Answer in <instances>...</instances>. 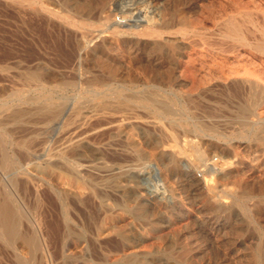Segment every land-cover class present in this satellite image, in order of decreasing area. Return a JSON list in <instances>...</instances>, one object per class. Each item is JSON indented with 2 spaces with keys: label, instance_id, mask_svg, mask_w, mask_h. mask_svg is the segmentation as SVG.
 <instances>
[{
  "label": "rangeland",
  "instance_id": "374dc122",
  "mask_svg": "<svg viewBox=\"0 0 264 264\" xmlns=\"http://www.w3.org/2000/svg\"><path fill=\"white\" fill-rule=\"evenodd\" d=\"M263 6L264 0H0V100L14 92L33 100L43 85L65 111L58 126L37 121L0 130V199L20 210L18 230L31 237L29 248L0 241V264H264V93L246 118L256 130L234 115L250 102L238 82L251 78L264 88V65L235 66L232 41L218 44L224 20L248 12L260 24ZM247 50H240L242 60L249 54L264 64ZM144 101L164 105L165 112ZM78 118L81 126L70 133L83 141L66 149L70 133L63 130ZM197 154L202 161L196 163ZM209 177L210 197L203 185ZM242 192L244 211L233 204Z\"/></svg>",
  "mask_w": 264,
  "mask_h": 264
},
{
  "label": "bare ground",
  "instance_id": "6f19581e",
  "mask_svg": "<svg viewBox=\"0 0 264 264\" xmlns=\"http://www.w3.org/2000/svg\"><path fill=\"white\" fill-rule=\"evenodd\" d=\"M253 1V0H252ZM13 4V3H12ZM239 4V3H238ZM246 4V3H245ZM256 4V3H255ZM227 6V5H226ZM249 6V5H248ZM250 6H251V4H250ZM28 7H30V6H28ZM34 7V6H33ZM264 7V6H263ZM232 9V8H231ZM246 9V8H245ZM7 10V9H6ZM16 10V9H15ZM261 11V10H260ZM21 12V11H20ZM41 12V11H40ZM231 12H233L232 10H231ZM237 12V11H236ZM19 13V12H18ZM27 13V12H26ZM258 13H260V12H258ZM23 14V13H22ZM236 14V13H235ZM253 14V13H252ZM231 15V14H230ZM233 15V14H232ZM259 15V14H258ZM264 15V14H263ZM24 16V15H23ZM223 16V15H222ZM229 16V15H228ZM34 17V16H33ZM139 17V16H138ZM215 17V16H214ZM230 17V16H229ZM229 17H227V18H229ZM257 18V17H256ZM139 19V18H138ZM141 19V18H140ZM226 19V18H225ZM261 20V23L260 24H256V22H255V20L253 19V17L251 16V14H248V12L247 13H243V14H241L240 15V17H235V18H229V19H227V20H224L223 22H224V24H223V26H224V35H223V39H221V41L218 43V44H222L225 40H231L232 41V44H230L231 45V48L232 47H234L235 46V52H234V54H235V66H263L264 64L263 63H261L260 62V64H256V62H253L250 58L252 57H249L248 55L246 56V58L247 59H244V60H242L241 58L243 57L242 56V54H240V50L241 49H248V50H251V51H253L254 53H256V54H258L259 56H260V58H262V59H264V16H261V18H260ZM57 20V19H56ZM219 20H220V18H219ZM221 20H223V19H221ZM220 20V21H221ZM220 21H218V22H220ZM147 22V21H146ZM69 23V22H68ZM217 23V22H216ZM222 23V22H221ZM174 25V24H173ZM214 26H215V24H214ZM213 26V27H214ZM217 26V25H216ZM220 26H221V24H220ZM219 28V30H220V28L221 27H218ZM216 29H217V27H216ZM222 29V30H223ZM194 30V29H193ZM193 30H191L192 32H193ZM182 31V30H181ZM190 31V30H189ZM197 30H195V32H196ZM199 31V30H198ZM197 31V32H198ZM191 32V33H192ZM219 32V31H218ZM199 33V32H198ZM221 33H223V32H221ZM179 34V33H178ZM178 34H176L177 35V37H178ZM203 34V33H202ZM206 35V34H205ZM216 35V34H215ZM219 35V34H218ZM80 36V35H79ZM180 36V35H179ZM186 36H187V33H186ZM182 38H183V36H181ZM184 37H185V35H184ZM191 37V36H190ZM195 40V39H194ZM206 40V39H205ZM213 40H215V39H213ZM218 40H220V39H218ZM217 40V41H218ZM208 41V40H207ZM231 41H228V42H231ZM196 42V41H195ZM194 42V43H195ZM209 42V41H208ZM211 42V41H210ZM214 42V41H213ZM227 42V41H226ZM215 44L217 43L216 41L214 42ZM198 44V43H197ZM207 44V43H206ZM213 44V43H212ZM217 44V45H218ZM225 44V43H224ZM205 47V46H204ZM221 47V46H220ZM212 48V47H211ZM223 47H221V49H222ZM228 48V47H227ZM206 49V48H205ZM204 49V50H205ZM218 49V48H217ZM224 49V48H223ZM208 50V49H207ZM212 50V49H211ZM219 50V49H218ZM233 51H234V49H232ZM231 50V51H232ZM247 50V51H248ZM214 51V50H213ZM224 52V51H223ZM225 52H228V51H225ZM242 52V51H241ZM222 53V52H221ZM215 54V53H214ZM213 54V55H214ZM219 54V53H218ZM223 54V53H222ZM233 54V55H234ZM255 54V55H256ZM205 55H206V53H205ZM216 55V54H215ZM221 55V54H220ZM216 56H218V55H216ZM229 58H230V56H229ZM228 58V59H229ZM240 58V59H239ZM211 61H209V63L210 62H212L214 59H210ZM216 60V59H215ZM222 60V59H221ZM236 60H239V61H236ZM257 60V59H256ZM255 60V61H256ZM204 61V60H203ZM222 62V61H221ZM234 62V61H233ZM232 62V63H233ZM259 62V61H258ZM202 63V62H201ZM205 63V62H204ZM208 63V62H207ZM208 63V64H209ZM232 63H231V65H232ZM248 63V64H247ZM200 64V63H199ZM207 64V65H208ZM224 64V63H223ZM225 64H226V62H225ZM217 65H218V63H217ZM234 65V64H233ZM204 66V65H203ZM219 66V65H218ZM230 66V65H229ZM225 67V66H224ZM21 68V67H20ZM204 68H206V67H204ZM10 69V68H9ZM230 69V68H229ZM238 69V68H237ZM254 69V68H253ZM218 70H220V69H218ZM208 71V70H207ZM211 71V70H210ZM214 71V70H213ZM228 71V70H227ZM230 71V70H229ZM258 71V70H257ZM256 71V72H257ZM206 72V71H205ZM242 72V71H241ZM18 73V72H17ZM27 73V72H26ZM216 73V72H215ZM215 73H214V75L213 76H215ZM224 73V72H223ZM16 74V73H15ZM203 74V73H202ZM236 74V73H235ZM243 74H247V75H249L246 71H244L243 72ZM195 75V74H194ZM204 75V74H203ZM206 75V74H205ZM2 76V75H1ZM5 76V75H4ZM17 76H19V75H17ZM207 76H210V75H207ZM259 76V75H258ZM8 78H10V76H7ZM216 77V76H215ZM218 77H219V75H218ZM36 76H32V77H30V79L31 80H33V81H35L36 80ZM201 78V77H200ZM220 78V77H219ZM222 78V77H221ZM264 78V77H263ZM4 79H7V78H4ZM217 79V78H216ZM240 79V78H239ZM239 79H238V81H239ZM11 80V79H10ZM100 80V79H99ZM211 80V79H210ZM218 80V79H217ZM221 80V79H220ZM223 80H224V78H223ZM236 80V79H235ZM0 81H1V79H0ZM2 81H4V80H2ZM8 81V83H9V80H7ZM25 81H27V80H25ZM198 81V80H197ZM28 82V81H27ZM106 82V81H105ZM213 82V81H212ZM211 82V83H212ZM214 82H219V81H214ZM231 82H233V81H231ZM237 82V81H236ZM11 83V82H10ZM14 83V81H12V84ZM71 83H73V82H71ZM107 83V82H106ZM198 83V82H197ZM235 83V82H234ZM233 83V84H234ZM94 84V83H93ZM107 84H109V83H107ZM216 84V83H215ZM220 85H221V82L219 83ZM226 84V83H225ZM238 84H239V86L241 85V87L243 86L244 88H247L248 89V98H249V100H248V102H249V104H245V105H239V107L237 108V110H236V114H234V115H236V117L238 118V121H239V123H241L242 125H244V126H246V127H250L252 130H256V125H257V123L256 122H254L253 120H251V121H253L252 123H250V120H249V122L248 121H246V118H247V116L249 115V113H251V107L253 106V105H255V102L258 100V97L260 96L261 97V95H263V93H264V88H263V86H261V84L258 82V81H256V80H252L251 78H245V79H243V80H241L240 81V83L238 82ZM13 85H16V82L13 84ZM31 85V84H30ZM45 85H47V84H45ZM44 85V86H45ZM68 85V84H67ZM214 85V84H213ZM212 85V88L210 87V85H209V89H212L213 90V88H214V86ZM220 85H218V86H220ZM229 85H230V83H229ZM19 86V85H18ZM21 86V85H20ZM48 86V85H47ZM53 86H55V85H53ZM62 86V85H61ZM102 86V85H101ZM239 86L237 85L236 86V88L238 87V90H239ZM224 87V86H223ZM226 87H228V86H226ZM234 87V86H233ZM240 87V88H241ZM6 88V87H5ZM35 88V87H34ZM52 88V87H51ZM55 88V87H54ZM58 88V87H57ZM98 88V87H97ZM101 88V87H100ZM110 88V87H109ZM225 88V87H224ZM223 88V89H224ZM232 88V87H231ZM230 88V91L231 90H233V89H231ZM235 88V87H234ZM243 88V89H244ZM9 89V88H8ZM59 89V88H58ZM63 89V88H62ZM66 89H67V87H66ZM102 89V88H101ZM200 89V88H199ZM215 89H216V86H215ZM214 89V90H215ZM222 89V90H223ZM6 90V89H5ZM29 90V89H28ZM32 89H30V91H31ZM37 92H38V94H35V97L36 98H34L33 100H28L27 98V96H25V97H27V98H25L21 93H19V92H14V93H12L10 96H9V94H8V98H7V96H6V98L4 97V99H1L0 100V130H4L6 127L7 128H10V129H12V130H17L18 128H21L22 129V127H26L28 124H30V122H46V123H55V124H53V125H55V126H58V125H56V123H59L63 118H64V112L65 111H63V104H57V103H55V101H53V99H52V97H50V95H48L47 93H45L44 92V87H43V85L41 86V85H39V86H37ZM123 90V89H122ZM213 90V91H214ZM217 90V89H216ZM220 90H221V88H220ZM221 90V91H222ZM226 90V89H225ZM241 90V89H240ZM246 90V89H245ZM55 91V90H54ZM116 91H119V90H116ZM159 91V90H158ZM218 91V90H217ZM221 91H219L220 93H221ZM242 91V90H241ZM247 91V90H246ZM115 92V91H114ZM120 93H121V91H119ZM118 92V93H119ZM153 92V91H152ZM215 92V91H214ZM223 92H225L226 93V91H223ZM234 91H232V93H233ZM36 93V92H35ZM137 93V92H136ZM140 93H142V92H140ZM151 93V92H150ZM155 93V92H154ZM189 93V92H188ZM216 93V92H215ZM241 93V92H240ZM239 93V94H240ZM244 92H242V94H243ZM124 94V93H123ZM125 94H126V91H125ZM128 94V93H127ZM130 94H132V93H130ZM192 94V93H191ZM229 94V93H228ZM230 94H231V92H230ZM238 94V95H239ZM245 94V93H244ZM29 95V94H28ZM36 95H38V96H36ZM96 95H98L97 94V92H96ZM162 95H164V94H162ZM215 95V94H214ZM217 95V94H216ZM219 95V94H218ZM233 95V94H232ZM241 95V94H240ZM245 95V96H246ZM102 96V95H101ZM113 96V95H112ZM122 96V95H121ZM121 96H117V100H118V102L119 101H121V102H123V100H122V98H121ZM128 96H129V94H128ZM141 96V95H140ZM147 96V95H146ZM152 96V95H151ZM200 96H201V94H200ZM220 96H222V95H220ZM224 96V95H223ZM227 96V95H226ZM225 96V97H226ZM235 96H236V92H235ZM235 96H233V99H234V97ZM242 96V95H241ZM240 96V97H241ZM244 96V95H243ZM244 96V98L243 99H245V98H247V97H245ZM33 97V96H32ZM99 97V96H98ZM129 97H131V96H129ZM133 97V96H132ZM136 97V96H135ZM143 97V96H142ZM167 97V96H166ZM195 97V96H194ZM197 97V96H196ZM204 98H205V95L203 96ZM213 97V96H212ZM211 97V98H212ZM239 97V96H238ZM124 98H126V96L124 95ZM134 98V97H133ZM137 98V97H136ZM145 98V97H144ZM165 98V97H164ZM170 98V97H169ZM173 98V97H172ZM171 98V99H172ZM198 98V97H197ZM207 99H209V100H211V98H208V95H207V97H206ZM219 98V97H218ZM236 98H237V96H236ZM262 98V97H261ZM99 99H101V98H98V100ZM114 99H115V97H114ZM115 99V100H116ZM131 99V98H130ZM151 99V98H150ZM158 99H160V98H158ZM157 99V100H158ZM166 99V98H165ZM215 99V98H214ZM221 98H219V100H220ZM225 99V98H224ZM223 99V100H224ZM231 99V98H230ZM239 99V98H238ZM242 98H240V100H241ZM242 99V100H243ZM67 100V99H66ZM109 100H110V98H109ZM114 100V101H115ZM135 100V99H134ZM148 100V99H147ZM161 100V99H160ZM159 100V101H160ZM163 100V99H162ZM161 100V101H162ZM174 100V99H173ZM185 100V99H184ZM203 100V99H202ZM217 100V99H216ZM218 100V101H219ZM226 100V99H225ZM232 100V99H231ZM237 100V99H236ZM235 100V101H236ZM241 100V101H242ZM246 100V99H245ZM259 100H261V99H259ZM264 100V99H263ZM112 101V100H111ZM137 101V100H136ZM138 101H140V100H138ZM137 101V102H138ZM188 101V100H187ZM197 101V100H196ZM200 101V100H199ZM227 101V100H226ZM225 101V102H226ZM229 101V100H228ZM238 102H239V100H237ZM244 101V100H243ZM247 101V100H246ZM11 102H15V104H12ZM60 102V101H59ZM96 102V101H95ZM108 102V101H107ZM110 102V101H109ZM121 102H119L120 103V106H121ZM141 102V101H140ZM165 102V101H164ZM201 102V101H200ZM214 102V101H213ZM224 102V101H223ZM231 102V101H230ZM262 102V101H261ZM260 102V103H261ZM80 103V102H79ZM102 103V105L103 106H105L107 103L106 102H101ZM114 103V102H113ZM116 103V102H115ZM114 103V104H115ZM144 104H146V106L147 107H149V108H151L155 113H160L162 110L164 111V105H161V104H158L157 105V103H155V101H153V102H146V101H144L143 102ZM166 103V102H165ZM222 103V102H221ZM257 103V102H256ZM168 104V103H167ZM174 104V103H173ZM193 104V103H192ZM28 105V106H27ZM71 105V104H70ZM77 105V104H76ZM169 105H171V104H169ZM27 106V107H26ZM95 106V105H94ZM107 106V105H106ZM111 106V105H110ZM115 107H116V105H114ZM122 106H124V104L122 105ZM122 106H121V108H122ZM130 106V105H129ZM175 106V105H174ZM258 106H260V105H258ZM76 107V106H75ZM78 107V106H77ZM114 107V108H115ZM171 107V106H170ZM191 107V106H190ZM69 108V107H68ZM102 108V107H101ZM106 108V107H105ZM104 107H103V109H105ZM112 108V107H111ZM117 108V107H116ZM118 108H119V106H118ZM124 108V107H123ZM129 108V107H128ZM127 108V106H126V108L125 109H127L128 111H129V109ZM211 108V107H210ZM235 108V107H234ZM71 109H72V107H71ZM71 109H70V111L69 112H71ZM89 109V108H88ZM91 109H93L92 107H91ZM90 109V110H91ZM135 109V108H134ZM188 109V108H187ZM217 109V108H216ZM231 109V108H230ZM229 109V110H230ZM236 109V108H235ZM255 109H256V107H255ZM68 110V109H67ZM131 110V109H130ZM192 110V109H191ZM218 110H219V108H218ZM217 110V111H218ZM234 110V109H233ZM260 110V109H259ZM258 110V111H259ZM94 111V110H93ZM106 111V110H105ZM108 111V110H107ZM106 111V112H107ZM221 111V110H220ZM219 111V112H220ZM257 111V112H258ZM74 112H76V108H74V110H72V113H74ZM105 112V113H106ZM120 112V111H119ZM148 112V111H147ZM165 112V111H164ZM167 112V111H166ZM225 112V111H224ZM231 113H232V111H230ZM235 112V111H234ZM262 112V111H261ZM67 113V112H66ZM81 113H82V111H81ZM80 113V114H81ZM141 113V112H140ZM192 113V112H191ZM220 113H223V112H220ZM256 113V112H255ZM260 113V112H259ZM70 114V113H69ZM103 114V113H102ZM101 114V115H102ZM167 114H169V113H167ZM225 114V113H224ZM226 114H227V110H226ZM73 115V114H72ZM94 115H96V114H94ZM153 115V114H152ZM179 115V114H178ZM217 115V114H216ZM221 115V114H220ZM230 115V114H229ZM258 115V114H257ZM71 116V115H70ZM111 116H112V114H111ZM226 116V115H225ZM224 115H223V117H225ZM250 116V115H249ZM93 117V116H92ZM110 117V116H109ZM170 117V116H169ZM176 117V116H175ZM178 117V116H177ZM179 117H181V116H179ZM229 117V116H228ZM227 117V118H228ZM231 117V116H230ZM67 117H65V119H66ZM259 118V117H258ZM79 119V118H78ZM76 120L74 123H73V125H72V128L70 129L69 128V126L68 127H66L64 130L61 128L62 127V125H61V129L64 131L63 132V134L64 133H66V134H69L70 133V131H73V130H77L80 126H81V120L79 119V120ZM108 119V118H107ZM114 119H116V118H114ZM113 119V120H114ZM248 119V118H247ZM250 119V118H249ZM68 120V119H67ZM74 120V119H73ZM109 120V119H108ZM122 120V119H121ZM149 120V119H148ZM168 120V119H167ZM235 120V119H234ZM63 121H65L64 119H63ZM71 121V120H70ZM111 121V120H110ZM179 121H182V120H179ZM230 121V120H229ZM232 121H233V119H232ZM237 121V122H238ZM103 122V121H102ZM121 122V121H120ZM157 123L159 122V121H156ZM171 122V121H170ZM175 122V121H174ZM184 122V121H183ZM220 122H222V121H220ZM234 122V121H233ZM233 122H232V125H234L233 124ZM237 122H235V123H237ZM61 123H63L62 121H61ZM68 123V122H67ZM70 123V122H69ZM68 123V124H69ZM71 123H72V121H71ZM149 123H150V121H149ZM178 123V122H177ZM204 123V122H203ZM224 123H225V121H224ZM231 123V122H230ZM104 124V123H103ZM102 124V125H103ZM108 124V123H107ZM110 124V123H109ZM108 124V125H109ZM120 124V123H119ZM122 124V123H121ZM150 124H152V122L150 123ZM155 124V123H154ZM159 124V123H158ZM173 124V123H172ZM182 124V123H181ZM185 124V123H184ZM201 124V123H200ZM204 124H206V123H204ZM240 124V125H241ZM264 124V123H263ZM35 125V124H34ZM67 124H65V126H66ZM107 125V126H108ZM160 125H161V123H160ZM178 125V124H177ZM183 125V124H182ZM202 125V124H201ZM207 125V124H206ZM205 125V126H206ZM225 125V124H224ZM223 125V126H224ZM54 126V127H55ZM71 126V125H70ZM110 126L112 127V125L110 124ZM159 126V125H158ZM187 126V125H186ZM203 126V125H202ZM227 126V125H226ZM228 126H230V125H228ZM52 127V126H51ZM50 127V128H51ZM54 127H52V128H54ZM86 127V126H85ZM104 127H106V125H104ZM104 127H102L101 129H103ZM110 127V128H111ZM116 127V126H115ZM188 127V126H187ZM213 127V126H212ZM232 127V126H231ZM230 127V128H231ZM236 127H237V125H236ZM239 127V126H238ZM245 127V128H246ZM31 128V127H30ZM35 128H36V126H35ZM41 128V127H40ZM109 128V129H110ZM113 128V127H112ZM117 128V127H116ZM119 128V127H118ZM158 127H156V129H157ZM162 128V127H161ZM161 128H158V129H161ZM174 128V127H173ZM178 128V127H177ZM206 128L208 129V127L206 126ZM210 128V127H209ZM227 128V127H226ZM264 128V126L262 127V129ZM34 129V128H33ZM37 129H38V127H37ZM41 129H43V128H41ZM46 129H48V126H47V128ZM92 129V128H91ZM99 129H100V127H99ZM98 129V130H99ZM149 129V128H148ZM181 129H182V127H181ZM207 129H205V130H207ZM243 129V128H242ZM43 130H45V129H43ZM51 130V129H50ZM55 130V129H54ZM58 130V129H57ZM87 130V129H86ZM113 130V129H112ZM162 130V129H161ZM177 130V129H176ZM245 130V129H244ZM7 131V130H6ZM29 131V130H28ZM49 131V130H48ZM82 131V130H81ZM89 132L91 131V130H88ZM93 131V130H92ZM91 131V132H92ZM95 131H97V129L95 130ZM94 131V132H95ZM101 131V130H100ZM164 131V130H163ZM247 131V130H246ZM258 131H260V129L258 130ZM5 132V131H4ZM19 132H22V131H20V129H19ZM18 132V133H19ZM25 132V131H24ZM38 132V131H37ZM39 132H40V130H39ZM41 132H43V131H41ZM55 132V131H54ZM80 132V131H79ZM79 132H78V134H79ZM83 132V131H82ZM165 132H167L166 130H165ZM218 132V131H217ZM245 132V131H244ZM261 132V131H260ZM26 133V132H25ZM29 133V132H28ZM31 133V132H30ZM62 133V132H61ZM76 132L74 131V132H72V133H70L68 136L70 137V139L68 138L66 141H65V148L66 149H71V148H76L79 144H81L82 143V141H83V139L80 137V135H77V134H75ZM81 133V132H80ZM97 133V132H96ZM163 133V132H162ZM189 133V132H188ZM211 133V132H210ZM237 133V132H236ZM240 133V132H239ZM264 133V132H263ZM263 133H261V134H263ZM9 134V133H8ZM36 135H37V133H35ZM40 134V133H39ZM42 134V133H41ZM45 134V133H44ZM44 134H42L43 136H46V134L44 135ZM62 134V135H63ZM89 134V133H88ZM173 134V133H172ZM179 134V133H178ZM186 134V133H185ZM184 134V135H185ZM232 134H233V132H232ZM235 134V133H234ZM5 135V134H4ZM36 135H33V136H35L36 137ZM65 135V134H64ZM82 135H85V136H88V135H86L85 133H83ZM165 135V134H164ZM241 135V134H240ZM246 135V134H245ZM3 136V135H2ZM24 135H22V137H23ZM29 136H30V134H29ZM84 136V137H85ZM92 136V135H91ZM179 136V135H178ZM180 136H181V133H180ZM183 136V135H182ZM181 136V137H182ZM185 136H187V134L185 135ZM232 136V135H231ZM239 136V135H238ZM25 137H27V135H25L24 137H23V139L25 138ZM32 137V136H31ZM37 137H40V135L39 136H37ZM168 137V136H167ZM172 137V136H171ZM170 137V138H171ZM228 137H230V135L228 136ZM236 137V136H235ZM255 137V136H254ZM263 136H261V138H262ZM4 138V137H3ZM7 138V137H6ZM9 138H11V137H9ZM28 138H30V137H28ZM28 138H26L27 139V141H28ZM41 138H42V136H41ZM91 138V137H90ZM184 138V137H183ZM186 138V137H185ZM35 140V138H31V139H29V141L30 140ZM44 139H47L46 137H44ZM174 139H176V138H174ZM173 139V140H174ZM21 140V139H20ZM40 140V139H39ZM85 140H87V138H85ZM221 140V139H220ZM9 141V140H8ZM14 141V140H13ZM17 141V140H16ZM19 141V140H18ZM17 141V142H18ZM26 141V140H25ZM25 141L23 142V143H25ZM28 141V142H29ZM47 141V140H46ZM49 142H50V140H48ZM189 141V140H188ZM257 141V140H256ZM260 141V140H259ZM34 142V141H33ZM123 142V141H122ZM173 142V141H172ZM20 143H22V140H21V142ZM23 143H22V145H23ZM47 143V142H46ZM45 143V145H47ZM179 143H181V141L179 142ZM178 143V144H179ZM186 143H189V146H191V147H193V144H192V142H186ZM195 143V142H194ZM26 144V143H25ZM37 143H35V145H36ZM39 144H40V141H39ZM64 143H62V145H63ZM10 145V144H9ZM34 145V146H35ZM43 145H44V143H43ZM44 145V146H45ZM180 145V144H179ZM182 145V144H181ZM195 145V144H194ZM20 146V145H19ZM26 146V145H25ZM43 146V147H44ZM48 146V145H47ZM51 146V145H50ZM189 146H187V147H189ZM196 146V145H195ZM219 146V145H218ZM1 147H2V140H1V138H0V151H1ZM12 147V146H11ZM17 147V146H16ZM23 147H24V145H23ZM37 147V146H36ZM45 148L46 147H44V151H46L45 150ZM48 148V147H47ZM179 148V147H178ZM190 148V147H189ZM9 149V148H8ZM13 149V148H12ZM49 149V148H48ZM15 150V149H14ZM13 150V151H14ZM12 151V150H11ZM17 151V150H16ZM24 151H26V150H24ZM37 151V150H36ZM166 151V150H165ZM191 151H193V150H191ZM8 152V151H7ZM10 152V151H9ZM19 152V151H18ZM56 152V151H55ZM70 152H72V151H70ZM168 152V151H167ZM188 152V151H187ZM43 153V152H42ZM42 153H40V155H42ZM76 153H78V152H76ZM173 153H175V152H173ZM172 153V154H173ZM198 153V152H197ZM7 154V153H6ZM17 154V153H16ZM20 154V153H19ZM23 154V153H22ZM31 154V153H30ZM69 154V153H68ZM75 154V153H74ZM11 155H13V154H11ZM49 155H50V153H49ZM71 155H73V154H71ZM227 155H228V153H227ZM7 156V155H6ZM16 156H18V155H16ZM29 156V155H28ZM170 156V155H169ZM193 156V155H192ZM3 157L4 156H2V155H0V159H1V162L3 161ZM23 157H24V155H23ZM30 157V156H29ZM32 157H33V155H32ZM41 157V156H40ZM44 157V156H43ZM42 157V158H43ZM56 157V156H55ZM195 158V161H196V163L197 162H200V161H202V154H197V156H194ZM8 158V157H7ZM20 158L22 159V157L20 156ZM39 158V157H38ZM191 158V157H190ZM31 159V158H30ZM33 159V158H32ZM41 159V158H40ZM45 159V158H44ZM64 159V156H63V154L62 153H60L59 154V160L60 161H62ZM205 159V158H204ZM204 159H203V161H204ZM234 159V158H233ZM23 161H24V159H22ZM22 160H20V161H22ZM34 160V159H33ZM42 160V159H41ZM217 160V159H216ZM221 160V159H220ZM19 161V160H18ZM30 161V160H29ZM46 161V160H45ZM11 162V161H10ZM53 162V161H52ZM5 164H7L6 162H4ZM20 163V162H19ZM27 162L25 161V164H26ZM31 163V162H30ZM36 163V162H35ZM56 163V162H55ZM58 163V162H57ZM71 163H72V161H71ZM172 163V162H171ZM214 163V162H213ZM227 162H223L220 166H219V168L218 167H216V168H218V169H216V171L217 172H221L222 170H223V166H225V164H226ZM29 164V163H28ZM54 164V163H53ZM70 164V163H69ZM206 164V163H205ZM204 164V165H205ZM218 164V163H217ZM11 165V164H10ZM33 165V164H32ZM50 165H52L51 164V162L50 161H48L47 162V165H46V169H49L50 168ZM59 165V167L61 166L60 164H58ZM201 165V164H200ZM209 165H212V164H209ZM205 166H208V165H205ZM15 167V166H14ZM62 167H63V165H62ZM10 168V167H9ZM18 168H19V166H18ZM209 168V167H208ZM213 168V167H212ZM225 168V167H224ZM5 169V168H4ZM7 169V168H6ZM12 169V168H11ZM210 170H212L211 168H209ZM14 170H16V169H14ZM77 170V169H76ZM88 170V169H87ZM68 171V170H67ZM121 171V170H120ZM204 171V170H203ZM214 171V170H213ZM21 172V171H20ZM207 172H208V170H207ZM22 173V172H21ZM20 173V174H21ZM206 173V172H205ZM216 173V172H215ZM19 174V173H18ZM27 174V173H26ZM102 174V173H101ZM202 174V173H201ZM207 174V173H206ZM74 175V174H73ZM91 175V174H90ZM96 175V174H95ZM103 176V175H102ZM47 177V176H46ZM211 177V176H210ZM209 177V179L208 180H206L205 179V184H203V185H205V189L208 191V194H209V197H210V195H211V193L210 192H212V188L210 187L211 185H210V183H211V180H213V179H211ZM74 178V177H73ZM75 179V178H74ZM187 180V179H186ZM37 181V180H36ZM38 182V181H37ZM198 182V181H197ZM189 183V182H188ZM194 183V182H193ZM192 183V184H193ZM26 184V183H25ZM24 184V185H25ZM191 184V183H190ZM200 184V183H199ZM23 185V184H22ZM47 185H48V183H47ZM50 185H51V182H50ZM198 185V184H197ZM201 185V184H200ZM199 185V186H200ZM38 186V185H37ZM54 186V185H53ZM229 186V185H228ZM92 187V186H91ZM197 187V186H196ZM39 188V187H38ZM93 188V187H92ZM195 188V187H194ZM202 188V187H201ZM40 190H41V188H39ZM48 189V188H47ZM53 189V188H52ZM94 189V188H93ZM198 189V188H197ZM95 191H96V189H94ZM202 190V189H201ZM44 191H45V189H44ZM50 191V190H49ZM59 191V190H58ZM248 191H250V190H248ZM39 192V191H38ZM225 192H226V190H225ZM21 193V192H20ZM50 193V192H49ZM55 193V192H54ZM53 193V194H54ZM77 193V192H76ZM95 193V192H94ZM223 193V192H222ZM228 193L230 194V192L228 191ZM228 193L226 194V195H228ZM45 194H46V192H45ZM51 194H52V192H51ZM52 194V195H53ZM236 194V193H235ZM1 195V194H0ZM7 195V194H6ZM55 195V194H54ZM58 195V194H57ZM77 195V194H76ZM232 195V194H231ZM40 196H41V194H40ZM80 196H83V194L82 195H80ZM88 196V195H87ZM225 196V195H224ZM230 196V195H229ZM234 196V195H233ZM244 196H245V193L244 192H242L241 194H240V197L238 198V199H235L234 197H232V198H234L235 199V201L233 202V204L234 205H236L241 211H244V206L242 205L243 204V202H242V199L244 198ZM4 197V196H3ZM8 197H10L9 195H8ZM32 197V196H31ZM53 197V196H52ZM62 197V196H61ZM216 197V196H215ZM214 197V198H215ZM231 197V196H230ZM236 197V196H235ZM57 198V197H56ZM11 199V198H10ZM89 199V198H88ZM160 199V198H159ZM56 200V199H55ZM83 201V200H82ZM84 201H85V199H84ZM214 201H216V200H214ZM9 201H7V199H0V241L2 242H5L6 244H8V245H11L12 243H14L15 241L17 242V241H21L23 244H25V245H27V247H28V245H31V237L29 236V235H23V234H20V232H19V230L18 229H20V227L18 226V223H17V221H16V218H18V216H16V214L20 211H15V209H13L10 205H9V203L11 202V200H10V202L8 203ZM13 202V201H12ZM38 202H39V199H38ZM46 202V201H45ZM57 202V201H56ZM59 202V201H58ZM90 202V201H89ZM217 202L219 203V204H222V205H227V204H229L230 202L228 201V200H220L219 198H218V200H217ZM48 203V202H47ZM84 203V202H83ZM11 204H13V203H11ZM39 204V203H38ZM38 204H37V207H38ZM63 204H64V202H63ZM87 204V203H86ZM85 204V205H86ZM214 204V203H213ZM66 205V204H65ZM89 205V204H88ZM74 206H76V205H74ZM87 206V205H86ZM217 206V205H216ZM228 206V205H227ZM15 207V206H14ZM39 207H40V205H39ZM63 207H65L66 208V206H63ZM17 208V207H16ZM64 209V208H63ZM214 210V209H213ZM17 212V213H16ZM248 212V211H247ZM19 217H21L20 215H19ZM67 217V216H66ZM69 218V217H68ZM19 220H20V218H18ZM17 219V220H18ZM39 219V218H38ZM66 219V218H65ZM18 220V221H19ZM21 221V220H20ZM65 221V220H64ZM46 222V221H45ZM33 223V222H32ZM47 223V222H46ZM66 223V222H65ZM34 224V223H33ZM50 225V224H49ZM65 225H67V224H65ZM21 226V225H20ZM42 226H43V224H42ZM41 226V227H42ZM19 227V228H18ZM22 228V227H21ZM67 228H68V226H67ZM42 229V228H41ZM70 229V228H69ZM22 230V229H21ZM29 231V230H28ZM71 231V230H70ZM24 233V232H23ZM39 233V232H38ZM58 233V232H57ZM67 233H68V231H67ZM72 233V232H71ZM70 233V234H71ZM77 235V234H76ZM32 236V235H31ZM78 236V235H77ZM76 236V237H77ZM35 237V236H34ZM35 240H36V238H34ZM42 241V240H41ZM32 243H33V238H32ZM6 244H4L3 243V245H5L6 247H7V245ZM34 244L35 243H33V245L32 246H34ZM2 245V246H3ZM13 245V244H12ZM12 247V246H11ZM29 248V247H28ZM31 248V247H30ZM33 249V248H32ZM256 252V251H255ZM254 252V253H255ZM134 254V253H133ZM256 255V254H255ZM126 256V255H125ZM129 256V255H128ZM139 256V255H138ZM127 257V256H126ZM122 258V257H121ZM123 258H125V257H123ZM259 258H261V257H259ZM4 259V258H3ZM129 259V257H127L125 260L127 261ZM131 259H133V258H131ZM121 260H124V259H121ZM256 260H257V258H256ZM120 261V260H119ZM129 261H130V259H129ZM122 262V261H121ZM132 262V261H131ZM134 262H136V261H134ZM2 263V262H1ZM123 263H124V261H123ZM125 264H128V263H125ZM135 264V263H134Z\"/></svg>",
  "mask_w": 264,
  "mask_h": 264
},
{
  "label": "built area",
  "instance_id": "2783aa9c",
  "mask_svg": "<svg viewBox=\"0 0 264 264\" xmlns=\"http://www.w3.org/2000/svg\"><path fill=\"white\" fill-rule=\"evenodd\" d=\"M118 22L121 23L120 20H118Z\"/></svg>",
  "mask_w": 264,
  "mask_h": 264
}]
</instances>
